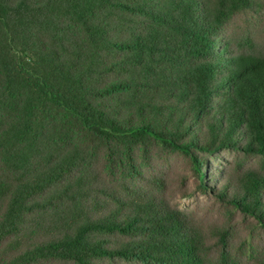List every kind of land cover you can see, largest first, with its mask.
Listing matches in <instances>:
<instances>
[{
  "label": "trees",
  "instance_id": "1",
  "mask_svg": "<svg viewBox=\"0 0 264 264\" xmlns=\"http://www.w3.org/2000/svg\"><path fill=\"white\" fill-rule=\"evenodd\" d=\"M249 2L0 0V264H246L136 180L178 151L264 227V54L219 50ZM221 149L262 169L212 186Z\"/></svg>",
  "mask_w": 264,
  "mask_h": 264
},
{
  "label": "rangeland",
  "instance_id": "2",
  "mask_svg": "<svg viewBox=\"0 0 264 264\" xmlns=\"http://www.w3.org/2000/svg\"><path fill=\"white\" fill-rule=\"evenodd\" d=\"M215 0H211L213 6ZM222 46L230 39L232 53L253 52L264 54V0H250L222 29ZM138 159L141 152L138 150ZM148 162L141 163V176L136 186L144 192L163 197L172 207L183 210L200 229L210 245L212 258L217 259L220 248L216 245L218 232L230 229L229 248L240 254L246 264L253 261L251 250L264 252V227L252 216L236 210L215 193L203 192L191 158L178 151L154 145ZM260 155L245 157L240 151L221 149L209 154L203 165L206 182L225 186L229 177H238L247 169L261 170ZM228 236V237H229ZM116 264H137L121 261Z\"/></svg>",
  "mask_w": 264,
  "mask_h": 264
}]
</instances>
